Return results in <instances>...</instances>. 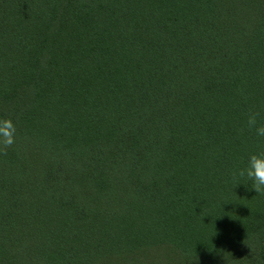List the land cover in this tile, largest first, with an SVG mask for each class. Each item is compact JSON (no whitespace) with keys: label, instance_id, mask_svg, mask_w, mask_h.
Here are the masks:
<instances>
[{"label":"trees","instance_id":"16d2710c","mask_svg":"<svg viewBox=\"0 0 264 264\" xmlns=\"http://www.w3.org/2000/svg\"><path fill=\"white\" fill-rule=\"evenodd\" d=\"M257 126L264 0H0V264H264Z\"/></svg>","mask_w":264,"mask_h":264},{"label":"clouds","instance_id":"9594fccd","mask_svg":"<svg viewBox=\"0 0 264 264\" xmlns=\"http://www.w3.org/2000/svg\"><path fill=\"white\" fill-rule=\"evenodd\" d=\"M247 124L250 128L256 125V117L254 114L248 117ZM5 127L9 129V131L5 133V135L9 137L5 142L11 144L12 140L10 135L11 130H13L11 122H7ZM255 131L258 136L264 137V126H257ZM236 174L250 180L252 190H254L255 193L264 192V153L249 155L246 166L240 169Z\"/></svg>","mask_w":264,"mask_h":264}]
</instances>
